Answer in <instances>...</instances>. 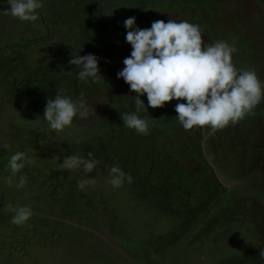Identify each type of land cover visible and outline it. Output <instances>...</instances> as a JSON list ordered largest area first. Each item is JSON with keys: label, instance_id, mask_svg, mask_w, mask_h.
<instances>
[{"label": "rangeland", "instance_id": "374dc122", "mask_svg": "<svg viewBox=\"0 0 264 264\" xmlns=\"http://www.w3.org/2000/svg\"><path fill=\"white\" fill-rule=\"evenodd\" d=\"M41 3L28 22L6 15L0 0V264H264V101L210 134L185 130L174 111L185 101L172 100L138 113L149 123L142 135L121 121L135 93L117 78L132 50L123 23L135 17L141 29L169 19L199 25L205 44H233L235 66L264 85V0ZM78 54L98 58L101 79L77 78L69 60ZM57 93L83 100L88 118L52 130L43 112ZM17 152L25 167L12 176ZM88 152L100 161L91 173L62 167ZM113 165L132 182L112 187ZM78 180L93 183L81 191ZM9 205L32 216L13 224Z\"/></svg>", "mask_w": 264, "mask_h": 264}, {"label": "clouds", "instance_id": "9594fccd", "mask_svg": "<svg viewBox=\"0 0 264 264\" xmlns=\"http://www.w3.org/2000/svg\"><path fill=\"white\" fill-rule=\"evenodd\" d=\"M9 8L5 14L22 21L34 22L38 19L37 10L43 7L41 0H8ZM125 41L131 45V53L123 60L124 67L117 73L135 93L134 111L121 112V121L137 134L148 135L149 123L138 113L148 112V108H162L172 100L177 103L174 111L176 119L185 130L193 127L210 129V134L222 130L230 123L237 124L246 114L264 101V85L252 69L237 68L232 60L237 51L233 44L217 41L205 44L202 29L188 21L176 22L169 19L155 20L150 28L136 26L135 17L125 19ZM69 64L80 67L77 78L85 83L96 82L99 75L98 58L93 54L72 57ZM146 94L147 107L140 99ZM79 115L82 119L89 116L83 102L73 101L70 97L55 94L46 101L43 118L50 128L62 131L71 126ZM100 161L93 153L87 158L76 155L66 156L62 167L68 170L81 166L85 173H91ZM12 176H16L25 167L24 153L17 152L8 161ZM111 179L108 183L121 187L125 181L133 178L118 165L110 168ZM9 178L7 183L12 184ZM27 183L23 175L19 177L18 188ZM91 180H78L77 187L83 191L92 184ZM9 210L15 215L12 223L22 225L32 216L30 207L20 206ZM264 260V248L259 253Z\"/></svg>", "mask_w": 264, "mask_h": 264}, {"label": "trees", "instance_id": "16d2710c", "mask_svg": "<svg viewBox=\"0 0 264 264\" xmlns=\"http://www.w3.org/2000/svg\"><path fill=\"white\" fill-rule=\"evenodd\" d=\"M70 85V84H69ZM71 86V85H70Z\"/></svg>", "mask_w": 264, "mask_h": 264}]
</instances>
